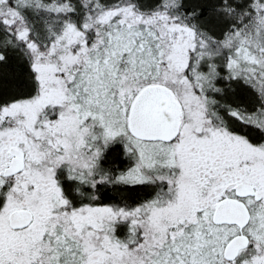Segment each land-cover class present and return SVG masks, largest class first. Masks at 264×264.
Returning a JSON list of instances; mask_svg holds the SVG:
<instances>
[{"label":"snow or ice","instance_id":"snow-or-ice-1","mask_svg":"<svg viewBox=\"0 0 264 264\" xmlns=\"http://www.w3.org/2000/svg\"><path fill=\"white\" fill-rule=\"evenodd\" d=\"M0 264H264V0H0Z\"/></svg>","mask_w":264,"mask_h":264}]
</instances>
